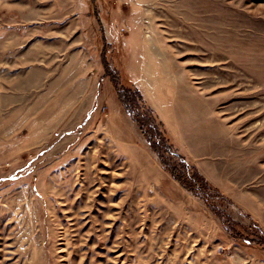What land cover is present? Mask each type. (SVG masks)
I'll list each match as a JSON object with an SVG mask.
<instances>
[{
    "label": "rangeland",
    "instance_id": "374dc122",
    "mask_svg": "<svg viewBox=\"0 0 264 264\" xmlns=\"http://www.w3.org/2000/svg\"><path fill=\"white\" fill-rule=\"evenodd\" d=\"M0 264H264V0H0Z\"/></svg>",
    "mask_w": 264,
    "mask_h": 264
},
{
    "label": "trees",
    "instance_id": "16d2710c",
    "mask_svg": "<svg viewBox=\"0 0 264 264\" xmlns=\"http://www.w3.org/2000/svg\"><path fill=\"white\" fill-rule=\"evenodd\" d=\"M112 76V74H110ZM112 82L119 94L122 105L125 107L127 112L132 116V118L138 123L142 133L150 142L152 148L158 153L160 157V161L165 166V169L171 173V175L176 179L185 189L197 194L200 190L199 188L204 189H218L210 184L203 176V174L199 171L196 165H191L186 162V156L183 152L178 154L179 156V165L182 167L183 172L180 173L177 168L173 167L170 162L165 159L164 154L160 148V141H164L166 145L170 148H176L173 135L166 127L164 121L159 120L156 126V131L153 134H150L149 129L147 128L146 121L141 118L133 109L132 103L138 99L140 102L144 101V96L141 90L137 87L136 84L132 82H127L124 84L121 82V79L117 78V76L112 77ZM134 98H133V96ZM147 104V103H146ZM151 109V115L153 118L158 119V114L149 106ZM154 135L157 136L159 140L154 139ZM206 187V188H205ZM208 187V188H207Z\"/></svg>",
    "mask_w": 264,
    "mask_h": 264
},
{
    "label": "crops",
    "instance_id": "0c3cea01",
    "mask_svg": "<svg viewBox=\"0 0 264 264\" xmlns=\"http://www.w3.org/2000/svg\"><path fill=\"white\" fill-rule=\"evenodd\" d=\"M119 114H120V117H121V118H119V117L116 116V118H118V121H120L121 123H125L128 127H130V123L132 122L130 115H128V114L124 111V109H121V108H120V110H119ZM95 118H96V117H95ZM167 125H168V123H167ZM167 127H168L169 131L171 132L170 126L168 125ZM137 129H138V128H137ZM117 130L119 131V133H120L121 135H123V137H121L122 142L126 143V142H127V138H126L127 130L124 129V128H121V126H120L119 124H118V128H117ZM129 132H130V131H129ZM171 133H172V132H171ZM172 135H173V134H172ZM174 137H175V136H174Z\"/></svg>",
    "mask_w": 264,
    "mask_h": 264
},
{
    "label": "bare ground",
    "instance_id": "6f19581e",
    "mask_svg": "<svg viewBox=\"0 0 264 264\" xmlns=\"http://www.w3.org/2000/svg\"><path fill=\"white\" fill-rule=\"evenodd\" d=\"M102 188V187H101Z\"/></svg>",
    "mask_w": 264,
    "mask_h": 264
}]
</instances>
